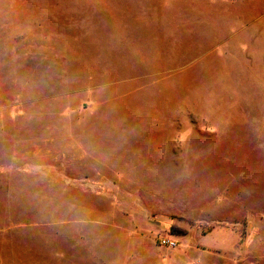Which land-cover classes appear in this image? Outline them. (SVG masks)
Wrapping results in <instances>:
<instances>
[{
	"label": "rangeland",
	"instance_id": "obj_1",
	"mask_svg": "<svg viewBox=\"0 0 264 264\" xmlns=\"http://www.w3.org/2000/svg\"><path fill=\"white\" fill-rule=\"evenodd\" d=\"M0 172L1 264H264V0H0Z\"/></svg>",
	"mask_w": 264,
	"mask_h": 264
},
{
	"label": "crops",
	"instance_id": "obj_2",
	"mask_svg": "<svg viewBox=\"0 0 264 264\" xmlns=\"http://www.w3.org/2000/svg\"><path fill=\"white\" fill-rule=\"evenodd\" d=\"M4 179L5 181L7 180V173H2L0 172V180ZM6 184V183H5ZM2 184H0L1 187ZM4 190L6 191V187H3ZM0 194H1V189H0ZM65 254H66V250H65ZM0 264H1V260H0ZM69 264H71V262H69Z\"/></svg>",
	"mask_w": 264,
	"mask_h": 264
},
{
	"label": "built area",
	"instance_id": "obj_3",
	"mask_svg": "<svg viewBox=\"0 0 264 264\" xmlns=\"http://www.w3.org/2000/svg\"><path fill=\"white\" fill-rule=\"evenodd\" d=\"M161 243L163 245H168V246H174L175 245L173 242H169V241H166V240H162Z\"/></svg>",
	"mask_w": 264,
	"mask_h": 264
}]
</instances>
